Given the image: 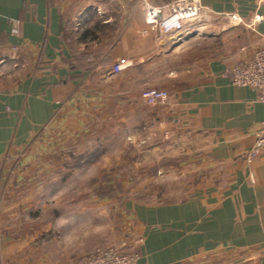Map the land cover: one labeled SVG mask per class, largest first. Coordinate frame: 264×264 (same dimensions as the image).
Listing matches in <instances>:
<instances>
[{
	"label": "crops",
	"instance_id": "crops-1",
	"mask_svg": "<svg viewBox=\"0 0 264 264\" xmlns=\"http://www.w3.org/2000/svg\"><path fill=\"white\" fill-rule=\"evenodd\" d=\"M140 1L0 0V264H72L124 238L121 203L112 211L119 225L106 199L78 214L45 212L47 191L54 206L78 182L57 180L64 167L73 178L98 173L101 187L130 183L172 197L131 200L125 237L137 264H264V150L247 160L263 107L256 92L224 77L263 45L264 23L260 35L239 28L172 45L145 31ZM255 3L201 0L215 19L250 16ZM117 62L123 70L114 74ZM150 89L167 91L168 103L147 106L141 96ZM18 156L25 172L34 160L36 180L13 187L5 169Z\"/></svg>",
	"mask_w": 264,
	"mask_h": 264
},
{
	"label": "built area",
	"instance_id": "built-area-1",
	"mask_svg": "<svg viewBox=\"0 0 264 264\" xmlns=\"http://www.w3.org/2000/svg\"><path fill=\"white\" fill-rule=\"evenodd\" d=\"M138 10L144 11L146 14V32H154L157 30L160 37L170 38L172 45L184 43L189 38L202 35L192 33L194 25L203 24L202 18L207 14L206 9L202 6L201 0H179L165 7L150 6L146 0H141L138 4ZM195 21V22H192ZM209 28L217 30L218 34L225 35L237 30L243 26L244 21L235 13L226 15L223 24H211L208 21ZM255 24L262 25L264 18L257 16ZM189 30L186 32V30ZM211 29V30H212ZM262 47L251 54L248 60L235 65L230 70L226 71L224 77L227 78L234 86L248 87L256 92L258 102L263 107L264 114V43ZM87 62L92 63V59H87ZM123 70V65L117 62L112 71L114 74H119ZM143 102L151 108L163 107L168 103L169 94L165 90L150 89L142 93ZM264 150V119L262 121V130L258 132L254 145L250 148L248 163H253L261 156ZM255 184L256 180L252 179ZM126 243H123L119 248L116 246L99 249L96 252L78 260L75 264H137V253L124 254L123 249L126 248Z\"/></svg>",
	"mask_w": 264,
	"mask_h": 264
},
{
	"label": "rangeland",
	"instance_id": "rangeland-1",
	"mask_svg": "<svg viewBox=\"0 0 264 264\" xmlns=\"http://www.w3.org/2000/svg\"><path fill=\"white\" fill-rule=\"evenodd\" d=\"M176 1H179V0H167V1L166 0H155L156 3L153 4V6L155 5L154 7H161V6L165 7L168 5H172ZM255 5H256L255 11L250 16H247V17H243L241 14H238L239 12H237V11H231L230 12V13H235L236 15H238L241 18V20L244 21L243 26L241 28H245V29L250 30L254 36L256 34L260 35V32H258V30L260 29V27L262 25L255 24L254 22L257 20V16H260V7L264 5V0H256ZM205 11H207V10H205ZM230 13L225 14L224 18L220 17L219 19H215V18L211 17L207 12V14L202 18V23L204 24L206 21H208L211 24H217L218 22H216V21H218V20L222 21L223 19L225 20L226 15H228ZM211 29H209L210 33H205L202 35L218 34L217 30H213V29L211 30ZM157 32H158L157 30L154 31L156 39H157V37H160ZM261 47L262 46H259L257 49H259ZM257 49L253 48V52H255ZM141 145H144V146L147 145L146 141H141ZM67 153L71 156L72 155L74 156V150L72 148L67 149ZM19 159H22V158L20 156H18V158H15L16 161L9 166L10 168L8 171L5 169V177H6V179H8L12 182L13 187H15V185H17L16 183H19V182L35 181L36 180V176H35L36 164L34 163V160H33V162L30 160V163L28 164V166H26V169H29V171L25 172L24 168L19 167ZM50 160L51 159L47 160V163H45V165L48 164ZM92 172L93 171H91V170H87V171L81 172V173L75 172V174H74L75 177L73 178L72 173L68 172L66 174V167H64V169L61 170V172L58 176L59 179H57V180H62L65 177V178H68L72 181L78 180V182L75 183L74 189H72V185H71V187L67 186L64 189L60 190V193H58L59 195H56L59 197L56 199V201H54V206L51 205L52 201L47 198V195L51 196V192L47 191V194L44 195V199L48 200L50 204L49 205L46 204V201H45L44 207L47 208L45 210V212H51L52 210H55V209H59V212H60V211H63L65 209H68L69 207H75V208H72V211L70 212V214H72L73 212H76L75 214H78V212H81V208L85 207L88 204V202H91L92 200H96V199H106V201H108V202L107 203L105 202L104 207H105V210L107 212V218L109 220H112V221H118V225H119L120 224L119 218H118L119 215L115 216L112 213V211L115 212L117 207L122 208L121 204H123V209L125 210L124 212L126 214L125 215L126 221L124 223V227L122 225V228L124 231V233H123L124 238L121 239V241L116 245L110 244V245L103 246V247H101V246L97 247L90 254L96 252L99 249H104L107 247L116 246L119 248L120 246H122L123 243H126V245H127L126 248L122 250V251H124V254H126V255L132 254V253H133V255L136 254V252L134 251L135 249H133V247L130 248L128 246L131 244V239L125 237L127 234V230H130L131 232H133V230H132L133 227H131V218H130L131 214H129L131 212L130 211L131 210V200H133V198H135L137 201H140V203L147 205L148 203H153V202L159 203V202H164V201H166V202L171 201L172 197L171 196L167 197V195H165L168 198V199H166V198H164V195L162 194V190L157 191V194L154 195V193L151 190L137 189V188H134L132 185H130V183L125 188H122V189L114 188L111 184H108L106 187H101L100 184L97 183L98 182L97 180L99 179V174L95 173V172L92 173ZM38 173H40V169H39ZM128 175L129 176H127V177L129 179H131L132 173L128 172ZM113 177H114V174L108 173L104 177V180L105 181H112ZM44 180L45 181H52V177L47 176L46 172H45ZM90 183H91V186H88V184L90 185ZM160 188H164V187L161 186ZM20 192H21V190H20ZM152 193H153V195H151ZM149 194L151 195V198H150ZM52 196H53V194H52ZM72 201H75L77 205L74 203L68 205V203L72 202ZM96 208L99 209V207H96L94 205L93 207L90 208L89 211L97 213L98 211ZM37 210L39 211L40 207ZM35 211H36V209L34 210V212ZM30 212H33V211H30ZM117 213H119V212L117 211ZM82 218L83 217L76 216L75 219H77L76 221L78 222V221H81ZM81 224H82V222H81ZM93 228L94 227H92V229ZM83 235H84V230L80 228L79 232L77 233V237H79L80 239H82V238L85 239L83 237ZM134 235H135V233H134ZM134 242H137V240ZM90 254H88V255H90ZM88 255L85 254L79 258L77 257V259L72 264H75L78 260H80V259H82Z\"/></svg>",
	"mask_w": 264,
	"mask_h": 264
},
{
	"label": "bare ground",
	"instance_id": "bare-ground-1",
	"mask_svg": "<svg viewBox=\"0 0 264 264\" xmlns=\"http://www.w3.org/2000/svg\"><path fill=\"white\" fill-rule=\"evenodd\" d=\"M192 22H195V21H192ZM192 29V33L188 34L187 37L189 36H192L193 34L195 33H199V34H205V33H210L209 31V25L204 23V24H199L198 25H194V28H191ZM189 30L187 29L186 32H188Z\"/></svg>",
	"mask_w": 264,
	"mask_h": 264
}]
</instances>
